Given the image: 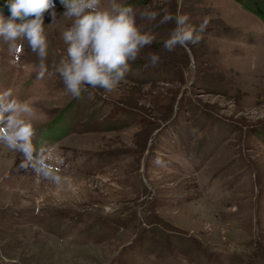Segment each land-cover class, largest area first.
<instances>
[{
  "label": "rangeland",
  "instance_id": "obj_1",
  "mask_svg": "<svg viewBox=\"0 0 264 264\" xmlns=\"http://www.w3.org/2000/svg\"><path fill=\"white\" fill-rule=\"evenodd\" d=\"M54 2L51 74L0 38V92L32 105L33 143L70 183L0 143V264H264V19L238 0H122L155 39L113 91L73 98L53 69L72 22ZM162 9L206 17L200 42L164 50L174 22L141 18Z\"/></svg>",
  "mask_w": 264,
  "mask_h": 264
},
{
  "label": "clouds",
  "instance_id": "obj_2",
  "mask_svg": "<svg viewBox=\"0 0 264 264\" xmlns=\"http://www.w3.org/2000/svg\"><path fill=\"white\" fill-rule=\"evenodd\" d=\"M64 8L61 16L71 18V25L62 32L66 51L53 65L54 73L62 79L65 90L73 98H80L83 92L89 99L103 90L113 91L130 72V61L141 56L150 46L155 36L151 30H143L137 24V13L133 6L122 0H60ZM10 16L0 12V38L8 44V50L14 55L22 51L23 42L39 59L37 78H44L49 72L48 40L45 34V14L52 22L57 20L54 0H8ZM141 14L142 19L156 21L154 26L174 22L169 30L163 48L173 51L177 47L188 49L198 44L209 20L205 17L199 26L189 22L186 14H172L167 9ZM150 66L161 63V56L148 52L144 57ZM15 62V60L13 61ZM32 105L13 95L10 89L0 92V143L8 149L18 152L22 159L18 169L31 170L56 184L69 182L62 177L58 169H53L52 150L34 143L35 129L32 122ZM4 264H19L17 260L4 258Z\"/></svg>",
  "mask_w": 264,
  "mask_h": 264
},
{
  "label": "trees",
  "instance_id": "obj_3",
  "mask_svg": "<svg viewBox=\"0 0 264 264\" xmlns=\"http://www.w3.org/2000/svg\"><path fill=\"white\" fill-rule=\"evenodd\" d=\"M238 1L241 2L243 6L251 9L253 12H255L264 19V0H238ZM55 137H59V135H56Z\"/></svg>",
  "mask_w": 264,
  "mask_h": 264
}]
</instances>
